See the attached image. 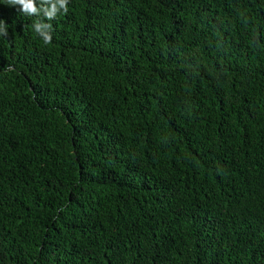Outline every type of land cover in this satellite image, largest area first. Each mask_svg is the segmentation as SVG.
Wrapping results in <instances>:
<instances>
[{"label": "trees", "instance_id": "trees-1", "mask_svg": "<svg viewBox=\"0 0 264 264\" xmlns=\"http://www.w3.org/2000/svg\"><path fill=\"white\" fill-rule=\"evenodd\" d=\"M34 6L0 0V264H264V0Z\"/></svg>", "mask_w": 264, "mask_h": 264}, {"label": "clouds", "instance_id": "clouds-1", "mask_svg": "<svg viewBox=\"0 0 264 264\" xmlns=\"http://www.w3.org/2000/svg\"><path fill=\"white\" fill-rule=\"evenodd\" d=\"M8 3L11 5H19L20 10L24 14H27V15H38L39 14V10L34 6V0H8ZM58 3L60 5V8H62L64 12H67L68 0H58ZM54 15H55V7H53L52 11H49L46 13V16L49 19H52ZM0 23H2V21H0ZM48 27H51V26L49 25ZM34 28H35V31L39 33L40 36L43 37L45 44L51 42V36L45 35L44 33L40 31L41 25L39 24V22L34 24ZM4 34L7 35L6 32Z\"/></svg>", "mask_w": 264, "mask_h": 264}]
</instances>
